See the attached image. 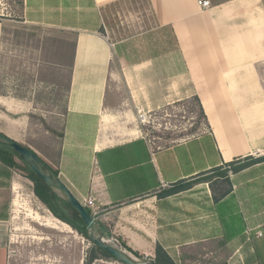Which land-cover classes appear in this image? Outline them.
Wrapping results in <instances>:
<instances>
[{
  "label": "crops",
  "instance_id": "crops-1",
  "mask_svg": "<svg viewBox=\"0 0 264 264\" xmlns=\"http://www.w3.org/2000/svg\"><path fill=\"white\" fill-rule=\"evenodd\" d=\"M199 1L146 0L154 25L142 52L106 26L128 0H24V22L71 32L75 43L62 135L33 152L78 201L94 199L108 237L149 263L160 246L174 264H264V162L226 166L264 155V3ZM185 101L206 129L155 145L138 114ZM9 170L0 167V182ZM179 182L192 184L159 196Z\"/></svg>",
  "mask_w": 264,
  "mask_h": 264
},
{
  "label": "rangeland",
  "instance_id": "rangeland-1",
  "mask_svg": "<svg viewBox=\"0 0 264 264\" xmlns=\"http://www.w3.org/2000/svg\"><path fill=\"white\" fill-rule=\"evenodd\" d=\"M23 5L24 0H0V134L39 153L47 149L49 140H59L62 135L75 43L71 32L24 22ZM111 11L106 26L113 39L129 37L128 43L143 52L141 34L154 25L146 0H128L122 8ZM151 34L157 38L156 31ZM141 57L145 54L133 59ZM259 71L264 85V64ZM141 114L146 118H137L138 125L157 146L188 139L207 127L192 101ZM14 158L20 167L24 166ZM8 172L9 176L0 182V264H9L7 260L33 264L41 255H66L68 263L84 264L94 244L37 199L23 170ZM55 193L62 200L56 204L59 213L82 226L74 210L63 203L65 197L59 191ZM100 217L93 227L95 236L122 250L117 240L105 234L109 233L110 222L103 219L101 208ZM103 261L98 259L92 264ZM137 263L151 264L141 258Z\"/></svg>",
  "mask_w": 264,
  "mask_h": 264
},
{
  "label": "trees",
  "instance_id": "trees-1",
  "mask_svg": "<svg viewBox=\"0 0 264 264\" xmlns=\"http://www.w3.org/2000/svg\"><path fill=\"white\" fill-rule=\"evenodd\" d=\"M203 119H205V116L203 114ZM27 148V147H25ZM29 149V148H27ZM30 150V149H29ZM32 151V150H31ZM17 157L23 164V167H20L19 164L16 162L15 158ZM38 157V156H37ZM39 158V157H38ZM40 159V158H39ZM41 160V159H40ZM233 161L228 164H226L227 167L233 172L237 173L245 168H248L252 165H255L257 163H262L264 162V155L253 158V157H247L242 160ZM0 164L3 166L9 168V169H19L23 170L26 173V178L33 184V193L37 197V199L59 220L67 223V219H65L57 210L56 204L58 202H61L62 200L57 196V194L54 192L52 188H50L48 185H46L34 172L33 170L28 166L27 163H25L20 156L12 151L11 149L4 147L0 145ZM41 169L44 173L50 175L53 178H57V172L51 170L42 160H41ZM226 171V170H225ZM192 183H184V182H179L176 185H174L171 189L166 190L164 192H161L159 194L160 197H165L169 195H173L175 193H179L181 191H184L190 187ZM63 203L66 206H69L72 208L67 201H63ZM73 209V208H72ZM74 210V209H73ZM87 210V209H86ZM76 216L79 218L77 212L74 210ZM89 213V211L87 210ZM80 220V218H79ZM81 223V220H80ZM82 224V223H81ZM83 226V224H82ZM78 234L83 236L84 238H89L88 237V232L84 228L78 229L75 226H71ZM118 246L124 250L125 252L128 253V257L133 260L134 262L137 263V260L140 259L141 257L134 251H132L129 247L125 245V243L121 242L120 240L117 239ZM106 258H112L113 257L108 254L106 251L102 250L98 246L94 244L93 248L90 249L87 257L84 260V264H92L95 260L97 259H106ZM151 264H174L172 260L169 258L167 253L163 250L162 247L156 246L155 249V256L153 260L150 262Z\"/></svg>",
  "mask_w": 264,
  "mask_h": 264
},
{
  "label": "water",
  "instance_id": "water-1",
  "mask_svg": "<svg viewBox=\"0 0 264 264\" xmlns=\"http://www.w3.org/2000/svg\"><path fill=\"white\" fill-rule=\"evenodd\" d=\"M0 145L10 148L12 151L17 153L20 158L28 164V166L33 170V172L50 188L53 190L59 191L64 197L67 203L77 212L81 223L84 228L89 232V240L110 254L114 260L121 264H138L131 260L125 252L122 250L115 248L112 245H109L103 242L101 239H98L93 231V227L95 225V220L90 216L87 210L79 203V201L71 194L68 188L58 179L53 178L50 175L44 173L41 169V160L37 157V155L20 145L17 142H14L7 138L6 136L0 134ZM67 224L70 226H75L78 229H82L83 227L80 224L73 222L70 219H67Z\"/></svg>",
  "mask_w": 264,
  "mask_h": 264
},
{
  "label": "built area",
  "instance_id": "built-area-1",
  "mask_svg": "<svg viewBox=\"0 0 264 264\" xmlns=\"http://www.w3.org/2000/svg\"><path fill=\"white\" fill-rule=\"evenodd\" d=\"M199 5L202 7V8H208L210 6V2L208 0H201L198 2ZM138 119H144L146 118V115L145 114H141L139 113L138 116H137ZM79 203L89 211V214L90 216L95 220H100V208L99 206H95V203H94V199L92 197H87V198H84L82 199L81 201H79ZM256 236L258 237H261L262 236V233L260 231H258L256 233Z\"/></svg>",
  "mask_w": 264,
  "mask_h": 264
}]
</instances>
